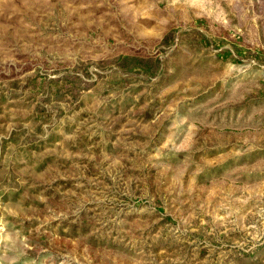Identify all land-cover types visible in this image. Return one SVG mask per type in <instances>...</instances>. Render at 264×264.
Returning <instances> with one entry per match:
<instances>
[{"label":"rangeland","instance_id":"1","mask_svg":"<svg viewBox=\"0 0 264 264\" xmlns=\"http://www.w3.org/2000/svg\"><path fill=\"white\" fill-rule=\"evenodd\" d=\"M0 264H264V0H0Z\"/></svg>","mask_w":264,"mask_h":264}]
</instances>
